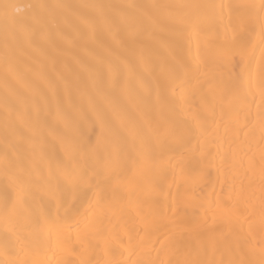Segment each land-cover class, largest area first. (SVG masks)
<instances>
[{
    "label": "bare ground",
    "instance_id": "6f19581e",
    "mask_svg": "<svg viewBox=\"0 0 264 264\" xmlns=\"http://www.w3.org/2000/svg\"><path fill=\"white\" fill-rule=\"evenodd\" d=\"M0 264H264V0H0Z\"/></svg>",
    "mask_w": 264,
    "mask_h": 264
}]
</instances>
